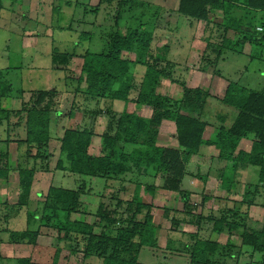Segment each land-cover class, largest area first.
<instances>
[{
    "label": "trees",
    "instance_id": "16d2710c",
    "mask_svg": "<svg viewBox=\"0 0 264 264\" xmlns=\"http://www.w3.org/2000/svg\"><path fill=\"white\" fill-rule=\"evenodd\" d=\"M240 1H243V7L238 9L244 14L237 13V7L222 0H181L177 13L191 23H208L213 10L223 11L225 25L222 42L219 46L214 44L213 48L218 52L227 50L241 54L246 45L264 47V20L257 17L264 12V0ZM112 3L113 0H101L97 9ZM2 4L0 0V10ZM121 20L122 15L115 17L116 30L107 36L106 48L102 53L95 54L86 49L81 54L76 51L69 54L55 51L52 54L55 69L62 72L69 71L75 58L82 60L79 83H84L86 87L84 92L78 89L74 93V100L80 96L89 101L107 100L124 104L123 113L115 115L110 125L114 135L99 138V144H96L97 137L92 128L81 131L65 128L58 138L60 152L68 163L67 170L82 182L77 189L49 187L39 191L35 183L38 174L49 171V161L53 157L50 153L53 119H71L78 109L64 112L63 95L56 90L32 91L27 96L22 92L20 109H6L1 99L10 93L11 85L3 79L0 71V143H15L19 150L25 151L16 169L9 165L8 152H0V189L2 184L9 182L11 174L17 172L19 207L11 208L12 211L25 212L26 226L13 239L16 244L21 242L32 248L28 258L0 259L5 260L6 264H70L73 257L82 254L84 261L96 257L101 264H147L140 260L142 253L147 249L159 248L157 232L160 226L153 223L151 215L154 206L150 202L138 204V198H133L128 203L126 214H120L117 208L109 209L107 204L119 199L122 189L119 188L108 198L94 185V181L100 179L105 186L111 182L120 183L122 188L127 185L144 186L148 197L154 196L158 190L157 182H163L161 190L176 194V199L184 204L185 209L181 214L189 217L180 222L166 211L165 218L172 224L194 226L197 223L198 228L203 221L213 224L214 234L240 236V254L254 256L255 264H264V230L246 226L248 208L254 203L259 189L264 187V90L258 92L241 88L214 71V78L222 83L216 85L217 88L225 89L220 103L236 109L238 116L230 127L223 125L218 130L215 141H208L205 139V133L210 128L207 119L191 110L194 102H201V92L185 89L187 91L181 100L160 95V82L167 78L166 71L170 67L160 64L162 58L158 50L153 52L152 31L141 24L129 27L123 35L119 31ZM230 34H233V41L228 43ZM204 62H207L208 70L213 65L206 55ZM138 68L145 69L139 85L135 78ZM136 89L137 98L132 100L131 93ZM187 97L191 104L187 102ZM130 105L144 107L151 111L150 115H140L135 109L130 110ZM200 107L202 111L203 102ZM164 122L175 124L177 148L157 145ZM246 139L253 141L250 152L241 149V143ZM203 146L213 150L216 154L214 160L225 164L217 181L219 190L227 195H231L235 185H238L240 172L245 174L251 167L259 169V184L246 186L240 204V208L247 213L226 208L218 218L214 213L207 216L203 213L190 219L188 201L191 193L181 189L187 177L208 182L209 177L202 176L198 167L196 172L188 168ZM93 149L94 153H91ZM58 166L64 170L62 161ZM205 190L204 187L202 191ZM210 199L204 196L203 202ZM1 200L0 192L2 206ZM119 203V207L124 204L122 201ZM136 204L132 213V205ZM142 211H146V216L140 223L137 213ZM91 218L94 219L93 223L90 222ZM35 221H39L41 229L46 227L57 232V247L37 243L41 229L33 230L31 224ZM72 236L78 241H74ZM189 236L194 241L193 246H186L191 249L188 251L189 264H222L234 258L232 252L237 247L230 242L221 245L198 235ZM172 243L169 242L167 248H171Z\"/></svg>",
    "mask_w": 264,
    "mask_h": 264
},
{
    "label": "rangeland",
    "instance_id": "374dc122",
    "mask_svg": "<svg viewBox=\"0 0 264 264\" xmlns=\"http://www.w3.org/2000/svg\"><path fill=\"white\" fill-rule=\"evenodd\" d=\"M100 1L2 0V8L4 9L0 17V71L3 79L11 85L10 93L1 99L2 106L11 111H16L21 107L20 95L22 92L27 96L32 91L56 90L63 95L62 109L64 112H70L73 108L78 109L71 119L65 118L61 121L53 119V141L50 145V153L53 154V157L49 161V171L37 176L38 181L35 186L38 187L37 190L39 191L47 190L49 187L77 189L82 184L78 176L69 173L67 170L68 163L60 152L58 138L63 134L65 128L80 131L84 128L94 129L97 137L96 144H99V138L105 135H114V129L110 130V125L115 115L123 113L124 104L107 100L89 101L80 96L74 100V93L79 91L78 89L80 92H84L86 87L84 83H79L82 60L75 58L69 71L62 72L55 69L52 54L55 51L68 54L76 51L81 54L86 49L91 53H102L106 48L107 36L116 30L114 29L115 17L122 15L123 20L119 22V31L123 35L126 34L129 27L141 24H145L149 31H152L154 38L152 50L153 52L158 50L160 58H162L160 63L162 66L169 65L170 67L166 71L167 78L165 77L160 82L158 88L160 95L173 100H181L187 91L185 89H196L201 92L202 111L201 102H194L193 107L189 106V108L196 115L201 114L207 119L210 128L205 133V139L208 141H215L218 130L223 125L230 127L238 116L236 109L220 103L224 97L225 89L217 88L216 85L222 83L214 78V71L241 88L258 92L264 90V65L261 60L256 58L261 53V48L253 46L251 54L252 50L249 51L248 49L245 54H235L227 50L224 53L218 52L217 49L213 48L222 42L221 36L225 23L221 25L222 29L217 30L214 27L212 33L208 31L205 37L201 38V30L192 27L191 22H186L184 19L179 20L175 13L170 11L173 9V5L167 4L166 6L164 0H113L112 5L107 7L104 4L105 6L97 9ZM218 22H222V19H219ZM229 39L228 43L233 41V34ZM203 52L213 63L209 70L206 69L208 66L206 65L207 62H204L205 55ZM144 72V68H138L136 72L135 78L138 85L143 79ZM137 95L138 90L136 89L131 93V99L135 100ZM187 102L191 104L188 97ZM133 109L143 116H149L151 112L144 107L130 105V110ZM175 135V124L164 122L160 129L157 145L163 148H177ZM247 145L250 144L247 143ZM0 152H8L9 165L13 169L18 167L19 159L25 154V151L19 150L15 143L10 145L0 143ZM91 153H94V149ZM214 159H216V154L213 150H210L208 146H203L199 156H195L188 166L192 172H196L199 168L200 174L208 176L210 179L207 182L206 187L208 188L205 192L201 189L197 190L200 184L199 180L187 177L184 181L181 190L191 193L188 201L190 219L203 213L207 216L211 211L218 218L226 208L245 213L246 211L240 208V204L246 186L258 185L260 182L259 169L251 167L245 174L240 172L238 185H235L234 193L232 192L229 196L219 190L215 179L218 173L224 169L225 164ZM61 161L64 170L59 169L58 165ZM250 170L252 172L249 176ZM191 180L194 181L193 184ZM100 181V179L94 181V185L96 184L97 190L101 193L104 192L108 198L119 188L122 189L118 196L119 199L110 203L107 202L109 209L117 208L120 214H126L128 203H131L133 198H138V204L150 202L154 206L151 215L153 223L160 226L157 232L159 248L158 250H145L140 257L142 262L147 264H189L188 251L191 249L186 246L194 245V241L189 235H198L202 239H211L221 245L230 242L237 247L232 252L234 258L222 264L256 263L254 256L240 254L239 248L242 244L240 236L214 234L212 232L213 224H208L206 221H203L201 227L198 228L196 222L194 226H187L181 223L172 224L170 220L166 219V211H169L172 217H176L175 211L179 209V213H182L185 208L183 202L176 199V194L161 190L163 182L154 183L160 195L158 193L156 195L155 192L154 196L148 197L144 186L127 185V188H122L120 183L111 182L105 186ZM16 186H19L17 172L11 174L9 183L2 184L0 189L1 202L3 203L2 206L0 205V257L13 260L28 258L32 252L30 246L19 241L16 244L13 239L15 234H19L26 226L24 225L25 212L23 210L12 211L13 207L17 209L19 207V189ZM258 192L257 200L255 199L248 208L249 219L246 220V226L263 231L264 189H259ZM204 196L211 197L216 202L211 200L204 203ZM225 198L227 199L224 200ZM120 201L124 203L121 207H119ZM221 201H226L225 204H230V206L221 205L223 204ZM136 207L137 204L132 205V213L135 212ZM137 215V221L141 223L146 216V211L137 213ZM186 216L179 214L177 220L182 222V220L189 219ZM90 222L93 223L94 219L91 218ZM33 224L31 227L33 226L34 231L41 227L39 221H35ZM72 238L74 241H78L75 236ZM169 242H174L170 245L171 248H167ZM37 243L57 247L59 245L58 234L56 231L44 227L40 230ZM5 262V260L0 259V264H6ZM70 264H101V261L96 257L84 261L83 255L78 254L72 258Z\"/></svg>",
    "mask_w": 264,
    "mask_h": 264
},
{
    "label": "crops",
    "instance_id": "0c3cea01",
    "mask_svg": "<svg viewBox=\"0 0 264 264\" xmlns=\"http://www.w3.org/2000/svg\"><path fill=\"white\" fill-rule=\"evenodd\" d=\"M165 1V4H166V6H167V4H172L173 5V9H170V11H172V12H174L175 13V15L179 18V20L180 19H184V18H181V16H179V14L177 13L178 12V9H179V4H180V1L181 0H164ZM222 1H226V2H228L230 5H233V6H235V7H237L236 8V11H238L237 13H243L242 11H240L238 8L239 7H243V1H238V0H222ZM4 8H2L1 9V11H0V17L2 16L1 15V12H2V10H3ZM169 11V12H170ZM244 14V13H243ZM220 17V18H219ZM257 17H258V19H263L264 20V12H260L258 15H257ZM219 19H222V22H218L219 21ZM184 20H186V19H184ZM186 22H189V21H187L186 20ZM220 23H222V24H220ZM223 23H225V20H224V13H223V11H219V10H213L212 11V13H211V16H210V20L208 21V23H202V22H194V23H190L191 24V26L193 27H196V29H200L201 30V38H204L205 37V35H206V33H208V31H210L209 33H212L213 32V29H217V30H220V29H222V26L221 25H223ZM178 24H179V22H178ZM203 24V25H202ZM225 25V24H224ZM215 27V28H214ZM263 29V28H262ZM263 32H264V29H263ZM210 45V44H209ZM250 48V49H249ZM258 48H261V53H259V55L256 57V58H258L259 60H261V63L264 65V47H261V46H258ZM247 49L249 50V51H251L250 52V54L253 52V47L252 46H249V45H247L245 48H244V54H245V52H247ZM242 53V54H243ZM203 54H204V52H203ZM247 143H249L250 145H247ZM247 145V146H246ZM252 146H253V141H252V139H246V140H244L242 143H241V149L242 150H244V151H246V152H250L251 151V149H252ZM198 156H199V154H198ZM248 170L249 169H247V171H245V173L246 172H248ZM251 170L249 171V176H250V174H251ZM219 174V173H218ZM215 179L216 180H218V176H217V178L215 177ZM209 180L210 179H208V182H209ZM191 182H192V184H193V182L194 181H192L191 180ZM219 181H217V183H218ZM9 183V182H8ZM199 185H198V189L197 190H199V189H201V190H204V187L206 188V190H207V188L208 187H206L207 186V183L206 184H204V182L203 181H200L199 180ZM17 187V186H16ZM193 187V186H192ZM17 188H19V186L17 187ZM194 189V188H193ZM261 189H264V187H261L260 188V190ZM200 190V191H201ZM205 190V191H206ZM157 193L160 195V192H159V190H157L156 191V195H157ZM259 193V192H258ZM229 196H231V195H229ZM256 197H257V195H256ZM227 198H225L224 200H226ZM256 200H257V198H255ZM211 200H213V202H216L213 198H211L210 199V201ZM209 201V202H210ZM225 202L226 201H221V203H223V204H221V205H224V206H226V207H228V206H230V204H225ZM210 213H213V211H211ZM179 214H181V213H179V209L177 210V213L175 214L176 215V217H174L175 219H178V215ZM172 217V216H171ZM173 218V217H172ZM180 222H181V220H179ZM181 224H183V223H181ZM185 225V224H184ZM188 226V225H187ZM163 233V232H162ZM161 233V234H162Z\"/></svg>",
    "mask_w": 264,
    "mask_h": 264
},
{
    "label": "built area",
    "instance_id": "2783aa9c",
    "mask_svg": "<svg viewBox=\"0 0 264 264\" xmlns=\"http://www.w3.org/2000/svg\"><path fill=\"white\" fill-rule=\"evenodd\" d=\"M261 31V29H259Z\"/></svg>",
    "mask_w": 264,
    "mask_h": 264
}]
</instances>
